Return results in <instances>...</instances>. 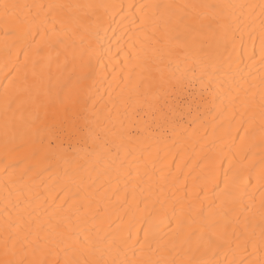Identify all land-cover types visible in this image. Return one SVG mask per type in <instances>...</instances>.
Segmentation results:
<instances>
[{
    "label": "bare ground",
    "instance_id": "obj_1",
    "mask_svg": "<svg viewBox=\"0 0 264 264\" xmlns=\"http://www.w3.org/2000/svg\"><path fill=\"white\" fill-rule=\"evenodd\" d=\"M5 2L45 7L23 26L0 18V259L9 217L132 264H229L245 239L261 246L264 0ZM186 4L217 6L196 9L216 18L196 44L164 23ZM69 98L85 139L34 156L44 105Z\"/></svg>",
    "mask_w": 264,
    "mask_h": 264
},
{
    "label": "snow or ice",
    "instance_id": "obj_2",
    "mask_svg": "<svg viewBox=\"0 0 264 264\" xmlns=\"http://www.w3.org/2000/svg\"><path fill=\"white\" fill-rule=\"evenodd\" d=\"M42 4L27 5L19 3H8L0 0V18L7 24L23 26L26 23L35 20L32 16V9H43ZM52 7H71L64 5H48ZM155 7L159 8L160 5ZM170 9H180L181 12L173 13L165 21V24H175L177 35L175 39L180 41L183 38L186 42L196 44L199 42V36L205 29L213 31V23L216 22L215 16H209L207 13L196 11L200 8H215L213 5H167ZM24 9H28L25 13ZM31 18V19H30ZM207 21V23L205 22ZM143 23V18H141ZM61 26L63 27V23ZM180 29H183L181 32ZM55 31V24L53 25ZM147 92L151 93L153 89H161L164 82L150 81L144 85ZM156 98L159 99L157 92ZM39 118V116L37 117ZM261 132L264 133V97L261 101ZM43 125L45 135L39 139V146L34 147L33 155L55 156L61 152H67L85 139L87 129V118L78 101L69 98L67 101H61L57 104L44 105ZM88 135H91L89 130ZM130 135V133H129ZM67 145V148H65ZM261 246L258 248L250 239H245L241 259L229 261V264H264V256L258 259L243 257V253H248L251 257L258 252L264 251V202L261 204ZM3 236L4 258L0 259V264H132L131 261L104 258L103 255L96 256V249L90 245L88 238L83 240L77 234L67 233L64 226L56 224L51 227L41 226L40 231L45 235L41 237L38 233L33 239V232L30 224L26 227L23 217L18 221H13L11 217L5 222ZM193 233L192 235H194ZM66 239H74V245H66ZM206 243L211 246L215 243L211 235L208 236ZM251 244L252 252L249 253L248 246ZM137 264H178L175 259L157 260V261H139ZM187 264H193L188 261ZM196 264H205V262H196Z\"/></svg>",
    "mask_w": 264,
    "mask_h": 264
}]
</instances>
